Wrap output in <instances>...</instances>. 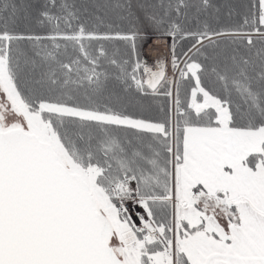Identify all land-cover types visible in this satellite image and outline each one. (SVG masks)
<instances>
[{
	"label": "snow or ice",
	"instance_id": "6c2138e0",
	"mask_svg": "<svg viewBox=\"0 0 264 264\" xmlns=\"http://www.w3.org/2000/svg\"><path fill=\"white\" fill-rule=\"evenodd\" d=\"M0 264H264V0H0Z\"/></svg>",
	"mask_w": 264,
	"mask_h": 264
},
{
	"label": "trees",
	"instance_id": "16d2710c",
	"mask_svg": "<svg viewBox=\"0 0 264 264\" xmlns=\"http://www.w3.org/2000/svg\"><path fill=\"white\" fill-rule=\"evenodd\" d=\"M164 43V41L158 40L156 37H152V39L144 46V53H146V49L148 47L154 46L156 44Z\"/></svg>",
	"mask_w": 264,
	"mask_h": 264
},
{
	"label": "rangeland",
	"instance_id": "374dc122",
	"mask_svg": "<svg viewBox=\"0 0 264 264\" xmlns=\"http://www.w3.org/2000/svg\"><path fill=\"white\" fill-rule=\"evenodd\" d=\"M148 50H149V47L146 49L145 56L149 59V61H151L154 59V57L151 56V54L148 52Z\"/></svg>",
	"mask_w": 264,
	"mask_h": 264
},
{
	"label": "bare ground",
	"instance_id": "6f19581e",
	"mask_svg": "<svg viewBox=\"0 0 264 264\" xmlns=\"http://www.w3.org/2000/svg\"><path fill=\"white\" fill-rule=\"evenodd\" d=\"M163 44H164V43L156 44V45H163ZM156 45L149 47L148 52H149L150 54L152 53V49L155 48ZM154 58H155V57H154Z\"/></svg>",
	"mask_w": 264,
	"mask_h": 264
},
{
	"label": "water",
	"instance_id": "95a60500",
	"mask_svg": "<svg viewBox=\"0 0 264 264\" xmlns=\"http://www.w3.org/2000/svg\"><path fill=\"white\" fill-rule=\"evenodd\" d=\"M156 54H157V53H156V51H155V48H153V49H152L151 56H152V57H155V56H156Z\"/></svg>",
	"mask_w": 264,
	"mask_h": 264
}]
</instances>
